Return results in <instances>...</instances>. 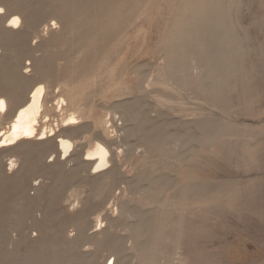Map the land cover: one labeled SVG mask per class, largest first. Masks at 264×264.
I'll return each instance as SVG.
<instances>
[{
	"label": "rangeland",
	"instance_id": "rangeland-1",
	"mask_svg": "<svg viewBox=\"0 0 264 264\" xmlns=\"http://www.w3.org/2000/svg\"><path fill=\"white\" fill-rule=\"evenodd\" d=\"M0 8V264H264V0Z\"/></svg>",
	"mask_w": 264,
	"mask_h": 264
},
{
	"label": "bare ground",
	"instance_id": "bare-ground-1",
	"mask_svg": "<svg viewBox=\"0 0 264 264\" xmlns=\"http://www.w3.org/2000/svg\"><path fill=\"white\" fill-rule=\"evenodd\" d=\"M1 12H2V8H0V13ZM9 23H10L9 24L10 27L16 28L20 24V18L13 17L10 19ZM44 96H45V87L43 85H38L30 94L29 102L24 107L20 108L16 113L9 131H3L1 133L0 148L12 146L21 140L33 139L39 136L38 126H39V118L44 108V102H45ZM7 109H8V103L6 99L1 98L0 111L5 112ZM74 120H75L74 118L70 119V121H74ZM45 134L46 133L44 132L41 135L42 137L40 139H45L44 137ZM71 147H72V143L69 140L61 139L59 141V150L64 155L63 159L68 157ZM108 153H109L108 150L104 146L99 145L96 148V150L93 152V154L89 155L90 158L91 157H95V158L92 159L88 158V160L96 159L98 161L96 170L102 169L108 164V159H107ZM10 166H12V164Z\"/></svg>",
	"mask_w": 264,
	"mask_h": 264
}]
</instances>
